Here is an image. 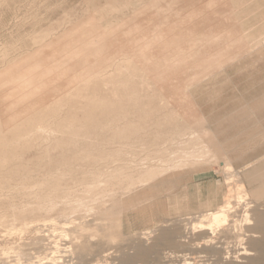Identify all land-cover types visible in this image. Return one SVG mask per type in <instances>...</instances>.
I'll return each instance as SVG.
<instances>
[{"label": "rangeland", "instance_id": "rangeland-1", "mask_svg": "<svg viewBox=\"0 0 264 264\" xmlns=\"http://www.w3.org/2000/svg\"><path fill=\"white\" fill-rule=\"evenodd\" d=\"M103 96L152 144L59 146ZM0 124V264H264V0H0Z\"/></svg>", "mask_w": 264, "mask_h": 264}, {"label": "bare ground", "instance_id": "bare-ground-1", "mask_svg": "<svg viewBox=\"0 0 264 264\" xmlns=\"http://www.w3.org/2000/svg\"><path fill=\"white\" fill-rule=\"evenodd\" d=\"M122 77V76H121ZM149 81V80H148ZM117 82V81H116ZM87 87V86H86ZM92 87V86H91ZM141 87V86H140ZM143 87V86H142ZM147 88V87H146ZM150 88V87H149ZM154 89V88H153ZM86 90H88V89H86ZM91 91V90H90ZM81 92H83V91H81ZM118 92V91H117ZM25 93V92H24ZM109 93V92H108ZM20 94V93H19ZM83 94V93H82ZM20 96H22V94L20 95ZM26 98V97H25ZM122 98V97H121ZM120 99V98H119ZM80 100V99H79ZM118 100V99H117ZM130 101V100H129ZM138 101H139V99L138 100H135L134 101V103L132 104L131 102V104H132V107H133V105H134V108H135V110H138V109H140V105L142 104H139L138 103ZM141 101V100H140ZM25 102V101H24ZM76 102H77V100H76ZM79 102V101H78ZM87 102H89V103H87V104H85V102H84V104H85V106H82V105H79V106H82L81 108H82V111H84V113H81V114H87L88 116H89V118H91L90 120H84V121H86V122H84V121H82L81 119V117L82 116H78V118H79V121H77L78 119L76 118V114L74 113V112H78V110H74V112H72V113H70V114H68V115H70L69 117H68V115L66 116V117H68L67 119L65 118H63L62 120H65L64 122H62L61 124H59L58 123V125H59V127H56V130L57 129H59L61 132H62V137L60 136L61 135V132L59 133L60 135V140H59V137H58V142H57V144L59 143L60 145L59 146H61V145H67L68 146V148L67 147H65V148H63V149H66V151H67V153L68 154H70V152H72V151H76L77 153H78V150H79V152H80V150H81V152L79 153V155H82V152H83V150H82V148H88V147H90L91 146V148L92 147H95L93 144H96L97 145V142H99V141H101V140H103V139H105L106 137L105 136H102V138L103 137H105V138H103V139H100L101 137H98V139H100L99 141H98V139L96 138L98 135L100 136V135H102L103 133H105V132H102L103 130H105V129H107V128H110V130H114L113 131V134L110 136L109 134H108V136H109V141L110 142H112V143H114V144H117V142L118 141H120V140H122V143H123V141H124V143H127L128 144V146L129 147H131V149H133V150H130L131 152L133 151V153L134 154H136L135 153V151L136 150H141V149H137V147L136 146H138V148L140 147V146H143L144 144H146V142H148L147 144H149L150 143V141H149V139H148V141H147V139H146V142L145 141H143L142 139H141V141H139V142H137L138 140H139V138L138 139H136V142H135V139H134V142L132 141L133 139V137L134 136H136V137H138L137 136V134L139 133L140 134V132H138L137 130V128L134 126V124H132V123H129V122H125V123H123V126L121 125V123H119L121 126L120 127H118L117 126V124H115V123H117V119L118 118H120L121 116V114L119 115V113H121L122 111H124L126 108L124 107V105H125V103H123L124 105H122V104H119V103H117L116 101H113V99L112 100H110L108 97H106V96H103V97H100V98H96L95 100L94 99H91L90 98V101H89V98H87ZM125 102V101H124ZM128 102V101H127ZM143 102V101H142ZM16 104V103H15ZM83 104V103H82ZM127 106H129V104H126ZM34 106H36V105H34ZM100 106H103V108H102V110H99V108H100ZM131 107V106H130ZM142 107V106H141ZM81 108L79 107V109L81 110ZM100 108V109H101ZM123 108H125V109H123ZM73 109V108H72ZM76 109V108H75ZM130 109H132V108H130ZM98 110H99V112H98ZM141 110V109H140ZM82 111H80V112H82ZM132 111H134V109H132ZM125 112V111H124ZM127 112V111H126ZM22 113V112H21ZM25 113V112H24ZM128 113V112H127ZM80 114V113H79ZM123 114H125V113H123ZM83 115V116H84ZM87 115H85V116H87ZM102 115H105V117L104 116H102ZM87 116V117H88ZM120 116V117H119ZM27 117V116H26ZM25 117V118H26ZM85 118V117H83V119H88V118ZM102 117H104V118H102ZM12 118V117H11ZM29 118V117H28ZM27 119V118H26ZM25 120V119H24ZM121 120V119H120ZM120 120H118V121H120ZM28 121V120H27ZM80 121H82V122H80ZM15 122V121H14ZM23 122H25V121H23L22 120V123H19V122H17V123H19V124H23ZM61 122V121H60ZM16 123V124H17ZM118 124V125H119ZM1 125V124H0ZM24 125V124H23ZM23 125H22V127H23ZM117 126V127H115V128H113L114 126ZM16 125L14 124V126H12V127H15ZM18 126V125H17ZM16 126V128H18L19 127V129H15L14 130V132H10L11 134H13L12 135V137L11 136H9V139L10 140H14V139H11V138H15V140H17V139H19V137H20V139H21V137H24L25 138V136H26V138L27 137H29L27 140H30V141H27L26 142V144L29 142V144L31 143V141H32V139H30V137L32 136V135H36V132L32 129H30V128H33V126H31L30 128H27L28 129V131L27 130H25V132H24V130L22 131L21 129H20V126H18L17 127ZM57 126V125H56ZM1 128V127H0ZM26 128V127H25ZM104 128V129H103ZM12 129V128H11ZM29 129L31 130V133H30V131H29ZM91 129H94V130H92L91 131ZM2 130V129H1ZM9 130V129H8ZM6 131V130H5ZM10 131V130H9ZM32 131H34V134H32L33 132ZM58 131V130H57ZM94 131V132H93ZM108 131V130H107ZM106 131V132H107ZM59 132V131H58ZM111 132V131H110ZM0 133H1V131H0ZM2 134H4V131H3V133ZM32 134V135H31ZM38 134V133H37ZM138 134V135H139ZM6 135V134H5ZM9 135V134H8ZM104 135V134H103ZM2 136V135H1ZM7 136V135H6ZM169 136V135H168ZM37 137V136H36ZM135 137V138H136ZM145 137V136H144ZM143 137V138H144ZM169 137H171V136H169ZM3 138V137H2ZM7 138V137H6ZM35 138V137H34ZM38 138H40V136H39V134H38V137H37V139ZM94 138H96L97 139V142L95 143V142H93V140H95ZM140 138H142L141 136H140ZM168 138V137H167ZM36 139V138H35ZM35 139H33V141L32 142H34L35 141ZM7 140V139H6ZM5 140V141H6ZM9 140V141H10ZM22 140H24L25 141V139H23L22 138ZM22 140H20V142H21V144L22 143H24V141H22ZM131 140V141H130ZM156 140L158 141V140H160V139H157L156 138ZM166 140V139H165ZM106 141H108V140H106ZM105 140L103 141V142H106ZM153 141H155V139H153ZM4 142V141H3ZM8 142V141H7ZM6 142V143H7ZM12 142H15V144H16V141H12ZM20 142L18 143V144H20ZM116 142V143H115ZM0 143H2L1 141H0ZM102 143V142H101ZM109 142H107L106 143V145L108 144ZM119 143V142H118ZM156 143V142H155ZM158 143V142H157ZM12 145V143H9V145L8 146H10L11 147V145ZM25 144V143H24ZM23 144V145H24ZM25 144V145H26ZM28 144V145H29ZM121 144V143H120ZM150 144H152V142L150 143ZM4 145V144H3ZM3 145L1 144V147H3ZM6 145V144H5ZM93 145V146H92ZM103 145H104V143H103ZM106 145H104V146H106ZM98 147L100 146V145H97ZM101 146H102V144H101ZM148 146V145H147ZM0 147V156H2L3 155V150L2 149H5V147L4 148H1ZM10 147H9V149H10ZM21 147V146H20ZM19 146H18V148L19 149H21ZM62 147V146H61ZM98 147H95L96 148V151H98ZM103 147V146H102ZM124 147V146H123ZM128 147V148H129ZM6 148H8L7 147V145H6ZM17 147H16V149H18ZM84 148V149H85ZM101 148V147H100ZM99 148V154H101L102 152H100V150H102V149H100ZM119 148V147H118ZM118 148H115L116 150L114 151L115 153H117V149ZM121 148H122V146H121ZM125 148V147H124ZM127 148V147H126ZM143 148H145V146H143ZM12 149V148H11ZM10 149V150H11ZM15 148H13V151H15L14 152V154L17 152V150L15 149ZM104 149V148H103ZM120 149V148H119ZM136 149V150H135ZM2 150V151H1ZM8 151V153L9 152H12V151ZM91 150H95V149H91ZM104 150H107V149H104ZM126 150V152H122L123 154L124 153H127V156H130V155H133V154H129L128 152V150L127 149H125ZM125 150H118V152H119V154H121V155H123L122 153H120L121 151H125ZM5 152H6V149L4 150ZM20 151V150H19ZM18 151V152H19ZM85 151H86V149H85ZM87 151H89V152H87ZM86 152H87V155L85 156L86 158H88V156L89 155H92L93 153H92V151H90V148H89V150H87ZM95 151V153L93 154V155H99L97 152ZM17 152V153H18ZM94 152V151H93ZM170 152V151H169ZM7 153V152H6ZM6 153H4V155L3 156H8V154H6ZM13 153V152H12ZM65 153V152H64ZM63 154V158L67 155V157H65V158H70V160L72 159L71 157H73V156H70V155H72V154H70L69 156L70 157H68V154ZM72 153H74V152H72ZM76 153V154H77ZM83 153H85V152H83ZM88 153H90L89 155H88ZM92 153V154H91ZM107 153V152H106ZM105 153V154H106ZM112 153V152H111ZM115 153H113V154H115ZM162 153H164V152H161V154ZM6 154V155H5ZM10 154V153H9ZM104 154V151H103V154L102 155H100L99 156V158L100 159H102L101 157H103V155L105 156V157H108V155L109 154H107V156ZM118 154V153H117ZM129 154V155H128ZM12 156H14L13 154H11ZM85 155V154H84ZM84 155H82V156H84ZM92 155V157H94ZM156 155H158V154H156ZM160 155V154H159ZM11 156V157H12ZM18 156V155H17ZM125 156H126V154H125ZM126 156V157H127ZM8 157H10V156H8ZM7 157V158H8ZM85 157H81V159L83 158V159H86ZM132 157V156H131ZM1 158V157H0ZM6 158V159H7ZM16 158V157H15ZM14 158V159H15ZM74 159H79L80 158V156H79V158H78V154H77V157H73ZM89 158H91V156L89 157ZM96 158H98V156L96 157ZM129 158V157H128ZM11 159V158H10ZM14 159L12 160V162L14 161ZM94 159V158H93ZM170 159V158H169ZM2 160H4V162H7V161H5V157H4V159L2 158L0 161H1V163H3V161ZM8 161H9V159H7ZM11 160H10V162H11ZM76 160V161H77ZM171 162H172V160H170ZM15 162H17V161H15ZM78 162H80V161H78ZM169 162V161H168ZM7 163H9V162H7ZM5 164V163H4ZM75 164V163H74ZM18 165V162H17V164H16V166ZM20 167V166H19ZM19 167H17V168H19ZM23 168H26V167H22L21 166V169L23 170ZM128 168V167H127ZM126 168V169H127ZM159 167H156V169L154 170V169H152V170H150L151 172H149V171H147L146 173L148 174V172H149V175H148V177L151 175V174H153V170H154V172L158 169ZM15 169V168H14ZM25 170V169H24ZM23 170V171H24ZM26 170H27V174H28V172L30 173V171H28L29 169H27L26 168ZM97 170V169H96ZM14 171V170H13ZM17 171V170H16ZM16 171H14V172H16ZM21 171V170H20ZM71 171V170H70ZM106 171V170H105ZM146 171V170H145ZM145 171H144V174H145ZM18 172V171H17ZM22 172V171H21ZM97 173L99 172V170L98 171H96ZM95 171L93 172V173H96ZM157 172V171H156ZM24 173V172H23ZM91 173V172H90ZM111 173H113V172H111ZM127 173V172H126ZM18 174H20L19 172H18ZM22 174V173H21ZM101 174H104L105 175V173H102L101 172ZM101 174H100V176H101ZM108 174H109V170H108ZM143 173L141 172V175H142ZM14 175V174H13ZM17 175V174H16ZM91 175L93 176V178H95L94 177V175L91 173ZM99 175V174H98ZM123 175H126V176H128L127 174H123ZM146 175V174H145ZM145 175H143V177L145 178L146 176ZM156 175V174H155ZM90 176V175H89ZM103 176V175H102ZM106 176V175H105ZM108 176V175H107ZM106 176V177H107ZM109 176H112V174L110 175L109 174ZM109 176L107 177V178H109ZM154 176V175H153ZM88 177V176H87ZM96 177H97V175H96ZM105 177V178H106ZM128 177H130V175L128 176ZM150 177H152V175L150 176ZM84 178H86L85 177V175H84ZM98 178H99V176H98ZM98 178H95V179H90L91 181L92 180H96V179H98ZM103 179H105L104 177H102ZM102 178H101V180H102ZM106 178V179H107ZM127 178V177H126ZM1 179V178H0ZM82 179H83V177H82ZM81 179V180H82ZM89 179V178H88ZM115 179H118L119 180V177L118 178H115ZM123 179V178H122ZM125 179V178H124ZM101 180H99V181H97L98 183H99V185H100V183H102V181ZM110 180V179H109ZM114 180V179H113ZM121 180V179H120ZM129 180H130V178H129ZM128 180V181H129ZM78 181H80V180H78ZM89 181V180H88ZM115 181H117V180H115ZM131 181V180H130ZM93 182V181H92ZM97 182H95L94 181V183H92V184H94V186L92 185V189H97L98 188V184H97ZM106 182V181H105ZM107 182H108V180H107ZM106 182V183H107ZM119 182V181H118ZM117 182V183H118ZM126 182H127V180H126ZM125 182V183H126ZM132 182V181H131ZM1 183V182H0ZM81 183V182H80ZM88 183H90V182H88ZM104 183V182H103ZM105 183V184H106ZM110 183V182H109ZM87 184V183H86ZM98 186H97V185ZM111 184V183H110ZM114 184H115V182H114ZM113 184V185H114ZM126 184H130V183H126ZM79 185V184H78ZM108 185V184H107ZM107 185H104L103 184V186H107ZM119 185V184H118ZM88 187V189L90 188V186H91V184L88 186V185H85L84 187ZM110 186V185H109ZM81 187V186H80ZM86 187V188H87ZM101 187V186H100ZM99 187V188H100ZM111 187H113V186H111ZM79 188V187H78ZM91 188L89 189L90 191H91ZM107 188V187H106ZM75 189V188H74ZM71 190V189H70ZM69 190V192H71ZM76 191H77V189H75ZM82 191V190H81ZM84 191V190H83ZM94 191V190H93ZM92 191V192H93ZM96 191V190H95ZM56 192V191H55ZM57 192L58 193H60V192H63V191H58L57 190ZM57 192H56V194H57ZM89 191H87L86 193H88ZM97 192H99V191H96L95 193H96V195H97ZM101 192V191H100ZM100 192H99V195H101L100 194ZM67 193V192H66ZM82 194H83V192H81ZM84 193H85V191H84ZM85 193V194H86ZM90 193V192H89ZM88 193V194H89ZM94 193V192H93ZM68 194H70V193H68ZM73 194V193H72ZM66 195V194H65ZM71 195V194H70ZM76 195V194H75ZM87 195V194H86ZM86 195H84L85 197H86ZM95 195V196H96ZM81 196V195H80ZM88 196V195H87ZM71 197H72V195H71ZM76 196H73V198H75ZM82 197V196H81ZM80 197V198H81ZM78 198V197H77ZM76 198V199H77ZM84 198V197H83ZM86 198H88V197H86ZM86 198H84V199H86ZM98 198V197H97ZM97 198H95L96 200H94V201H97L98 199ZM100 198V197H99ZM76 199H74V200H76ZM89 199V198H88ZM101 199V198H100ZM99 199V200H100ZM102 199H103V197H102ZM101 199V200H102ZM79 201V200H78ZM83 201V200H82ZM86 201V200H85ZM75 202H77V201H75ZM74 202V203H75ZM84 202V201H83ZM100 202V201H99ZM102 202V201H101ZM79 203H82L81 201H79ZM78 203V204H79ZM85 203V202H84ZM46 204V203H45ZM77 204V205H78ZM87 204V203H86ZM41 205V204H40ZM72 205H74V208H75V204H72ZM72 205H71V207H72ZM82 205V204H81ZM41 206H43V205H41ZM45 206V205H44ZM39 207V206H38ZM79 208V207H78ZM246 208V207H245ZM73 209V208H72ZM76 209V208H75ZM220 210V209H219ZM223 211H224V209H223ZM228 211V210H227ZM233 211V210H232ZM219 213H220V211H218ZM225 212H226V209H225ZM214 213V212H213ZM212 213V214H213ZM228 213V212H227ZM245 213V212H244ZM243 214V213H242ZM221 215H223V214H221ZM226 216V215H225ZM242 216V215H241ZM224 217V216H223ZM211 218V217H210ZM230 218V217H229ZM212 219H213V222L214 223H216V222H218L219 220H220V214L218 215V214H216V212L214 213V215L212 216ZM226 219H227V217H226ZM243 219V218H242ZM210 220V219H209ZM224 220H225V218H224ZM226 222V221H225ZM236 222V221H235ZM227 223V222H226ZM217 225H219V223H217ZM209 226V225H208ZM224 226V225H223ZM139 235V234H138ZM142 236V235H141ZM134 242V241H133ZM139 246V245H138ZM245 250V249H244ZM259 251V250H258ZM248 253V252H247ZM257 253V252H256ZM259 253V252H258ZM260 255H261V253H260ZM127 258H129V257H127ZM261 263V262H260Z\"/></svg>", "mask_w": 264, "mask_h": 264}]
</instances>
